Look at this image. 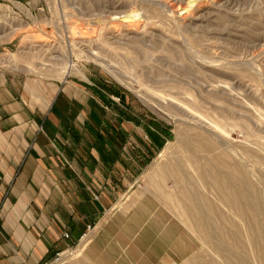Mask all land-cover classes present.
Listing matches in <instances>:
<instances>
[{
    "label": "rangeland",
    "instance_id": "1",
    "mask_svg": "<svg viewBox=\"0 0 264 264\" xmlns=\"http://www.w3.org/2000/svg\"><path fill=\"white\" fill-rule=\"evenodd\" d=\"M148 12L156 14L146 22ZM67 58L74 68L65 75ZM0 93L25 147L47 124L50 145L129 147L117 169L123 192L83 248L79 239L48 264H262L264 0H0ZM169 144L180 147L173 156L162 153ZM205 144L235 161L232 202L247 207V221L224 194H208L212 180L205 183L193 162ZM177 162L184 176L172 174ZM162 166L165 192L182 204L189 191L197 196L201 230L183 227L150 184ZM179 247L188 249L184 258Z\"/></svg>",
    "mask_w": 264,
    "mask_h": 264
},
{
    "label": "crops",
    "instance_id": "2",
    "mask_svg": "<svg viewBox=\"0 0 264 264\" xmlns=\"http://www.w3.org/2000/svg\"><path fill=\"white\" fill-rule=\"evenodd\" d=\"M26 87L37 92L30 81ZM5 96L0 93V264H48L74 246L87 226L94 225L92 233L123 192L117 169L123 167L121 151L129 147L50 145L49 124L34 147H25L19 142L24 130H15ZM25 136L29 141L33 132ZM64 142L74 143L67 136ZM126 166L134 168L129 161Z\"/></svg>",
    "mask_w": 264,
    "mask_h": 264
},
{
    "label": "bare ground",
    "instance_id": "3",
    "mask_svg": "<svg viewBox=\"0 0 264 264\" xmlns=\"http://www.w3.org/2000/svg\"><path fill=\"white\" fill-rule=\"evenodd\" d=\"M182 6V5H181ZM185 7V6H184ZM184 7H180V9H184ZM172 10H176L177 8L179 9V5H172L171 6ZM187 8V7H186ZM177 12V11H176ZM129 14V13H128ZM127 14V15H128ZM155 12H148V14L145 15L144 19L146 22H149L151 21L154 17H155ZM133 15V13H132ZM130 17V15H129ZM158 19V17H156ZM155 19V18H154ZM144 21V20H143ZM121 22H125L128 26H131L133 24H135L136 22L138 21H133L129 18H124L123 21ZM141 22V21H140ZM155 22V21H154ZM124 23V24H125ZM125 24V25H126ZM140 24V23H139ZM144 24V23H143ZM142 24V25H143ZM146 24V23H145ZM151 24V23H150ZM136 25V24H135ZM139 26V25H138ZM145 26V25H144ZM137 27V25H136ZM135 28V27H134ZM163 33V32H162ZM165 33V32H164ZM168 35V34H167ZM169 38L172 37L170 35H168ZM167 36V38H168ZM156 37H159L156 35ZM161 37V36H160ZM152 38V37H151ZM164 37H161V39H163ZM158 39V38H157ZM166 39V38H165ZM163 43H164V40H161ZM166 41V40H165ZM154 42H155V39H154ZM169 42V41H168ZM167 42V43H168ZM157 43V42H156ZM171 43V42H169ZM158 44V43H157ZM173 44V43H171ZM165 45V44H164ZM176 45V44H175ZM174 45V46H175ZM157 46V45H155ZM172 46V45H171ZM148 47V46H147ZM158 47V46H157ZM161 47V46H159ZM162 49V48H161ZM163 50V49H162ZM170 50V49H169ZM177 53V52H176ZM91 56H97L96 53H91ZM28 57V56H27ZM30 57V55H29ZM182 59V58H181ZM180 60V59H179ZM183 62V61H182ZM67 64V65H66ZM65 64V75H68L72 69L74 68V65L70 62L69 58H67V63ZM215 127L217 128H220V126L222 127V124H220V122H214ZM221 129V128H220ZM219 129V130H220ZM224 129V128H222ZM206 140V139H204ZM205 143V142H203ZM211 145V144H210ZM210 145H206L203 147V152H204V155H203V158H200L198 157L197 158V161L196 159L193 160V162H197V165L199 163V167H200V178H202V180L205 182V183H210V180L208 181L207 178H210L212 180V182L210 183L211 184V190H209L208 194L210 193L213 194L216 192V194H224V196L227 197L228 199V205H229V208L231 209H236L239 211V215H240V218L244 221H247L248 218H249V211L247 209V207L243 204H234L232 202V198H233V194H234V180H235V177H234V168H235V164L232 159V157H230V153H227L226 155H223V156H220V154L218 152H214V148L211 147ZM201 146V145H200ZM180 147H176V146H172V144H169L162 153H164L165 155H170V156H173L176 151L179 149ZM193 148V147H191ZM191 148L189 149L191 151ZM195 150V149H194ZM185 151V150H183ZM180 152V151H179ZM181 153H183L181 151ZM180 153V154H181ZM186 153V152H185ZM192 153V152H190ZM178 154V153H177ZM193 154V153H192ZM229 154V155H228ZM188 156V155H187ZM191 157V156H190ZM186 159V158H185ZM175 160V159H174ZM189 161H192L191 159H189ZM176 162V161H175ZM192 163V162H191ZM173 165V164H172ZM196 165V164H195ZM192 167V166H191ZM198 167V166H197ZM196 167V168H197ZM190 168V167H189ZM165 168L164 166L158 168V169H155L153 170V172H151L150 176H149V181L151 182L150 184H152V186H154L158 191H159V194L162 196V198L164 200H166L165 202L168 203V208L171 209V211H173L172 213H176L178 218H179V222L182 224V226L184 227H190L192 228V230H195L194 228H198V230L201 228H204L207 224H206V221L204 220V218L202 217V215L200 214V212H197V213H194V209L198 210L199 209V205H198V201H197V196L193 195L190 193L189 191V194L187 195H184V201L186 202L185 204H182V198L181 197H175L173 194H168L167 191L165 192V189H163L164 187H162L160 185V182L163 181L167 176V171L164 172ZM171 171H172V174L177 175L176 177H180V176H184V171L182 170L181 168V164L179 162H177L176 164H174V166L171 168ZM241 172V171H240ZM165 173V174H164ZM198 173V174H199ZM245 173V172H244ZM241 175V173H240ZM244 175V174H242ZM241 175V176H242ZM239 176V175H238ZM245 177H246V174H245ZM244 178V180L246 181V179ZM238 178V177H237ZM243 178H240L241 180ZM187 181H189L187 179ZM186 181V182H187ZM236 182H239L238 180ZM247 182V181H246ZM163 183V182H162ZM243 183V182H242ZM187 184V183H186ZM209 184V185H210ZM241 184V183H240ZM194 185V184H193ZM204 185V184H203ZM208 185V186H209ZM207 186V185H206ZM242 186V185H241ZM245 186H246V183H245ZM196 188V187H195ZM209 188V187H208ZM212 188H214V192L212 193ZM237 190V189H236ZM208 191V190H207ZM204 193V191H203ZM203 195V194H202ZM199 196V195H198ZM219 196V195H218ZM211 197V196H210ZM209 196H206V200H202L204 202V205L207 206V208L210 209V211L212 212V209H215V204L213 203V201L211 200ZM214 197V195H213ZM235 197V196H234ZM238 197V196H237ZM223 198V197H222ZM221 198V199H222ZM225 198V197H224ZM156 199V198H155ZM182 199V200H181ZM200 199V197H199ZM203 199V198H201ZM160 200V199H159ZM189 200V201H187ZM218 200V199H217ZM238 200V199H237ZM130 201V200H129ZM156 201V200H155ZM159 202V201H158ZM125 203V202H124ZM135 203V202H133ZM161 203V202H160ZM166 203V204H167ZM218 203V202H217ZM245 203V202H244ZM254 203V202H253ZM165 204V205H166ZM225 204V202H224ZM246 204V203H245ZM162 206V205H161ZM254 206V205H252ZM142 208V207H141ZM249 208V207H248ZM255 208V206H254ZM257 208V207H256ZM228 209V208H227ZM258 209V208H257ZM216 210V209H215ZM251 211V210H250ZM236 213V212H235ZM254 213V212H253ZM258 213V212H257ZM256 213V215H257ZM175 215V214H174ZM191 215L193 217H191ZM196 215V216H195ZM172 216V215H170ZM195 216V219L194 220H191V218H194ZM172 218V217H171ZM206 218V217H205ZM260 218V216H259ZM227 219V218H226ZM220 220V219H219ZM253 221V220H252ZM194 222V223H193ZM254 223V222H253ZM246 224V223H245ZM249 225V224H248ZM247 225V226H248ZM212 226V225H211ZM235 226V225H234ZM254 226V225H253ZM248 228V227H247ZM260 228V227H259ZM185 229V228H183ZM251 229V228H250ZM188 230V229H187ZM235 230V229H234ZM191 231V230H190ZM188 233V232H187ZM251 233L252 235L254 236H257L258 233L256 232V230L252 229L251 230ZM264 233V232H263ZM237 236V235H236ZM211 238V237H210ZM260 239V238H259ZM197 241V240H195ZM260 241V240H259ZM262 241V240H261ZM260 243H258V246L261 247V251H262V254H261V262L262 264H264V242L262 241ZM86 240L85 238L82 239V243H81V248H83L86 244L85 243ZM211 243V241H210ZM256 244V243H255ZM82 245H84L82 247ZM214 245V244H213ZM178 246V245H177ZM255 246V245H254ZM200 247V246H199ZM219 248V247H218ZM217 248V249H218ZM178 252L180 253L179 256L180 258H184L186 254H188L187 250L188 249H184V248H180L177 249ZM198 250V249H197ZM219 250V254L222 255L224 258L226 259H229L230 256L233 257L232 254H229V255H225L221 252L220 248L218 249ZM237 252V251H236ZM258 255V254H257ZM190 256V255H188ZM192 256V255H191ZM205 256V255H204ZM209 256V255H208ZM193 258V257H192ZM188 259V258H187ZM187 259H185L184 261L186 262ZM190 261H191V258H189ZM195 259V257H194ZM238 259V258H237ZM225 261V260H224ZM228 261V260H227ZM238 261V260H237ZM243 261V260H242ZM234 262V261H233ZM226 263V262H225ZM235 264H239L238 262H234ZM234 263H231V264H234ZM245 263V261H244ZM185 264V263H184ZM229 264V263H228ZM246 264V263H245Z\"/></svg>",
    "mask_w": 264,
    "mask_h": 264
},
{
    "label": "built area",
    "instance_id": "4",
    "mask_svg": "<svg viewBox=\"0 0 264 264\" xmlns=\"http://www.w3.org/2000/svg\"><path fill=\"white\" fill-rule=\"evenodd\" d=\"M94 229V227L92 226H87L86 231L84 234H82V236L80 237V240H82L83 238L90 236L91 235V231ZM69 235L68 234H64V239H68ZM60 260V254H57L56 257L54 258V262H57Z\"/></svg>",
    "mask_w": 264,
    "mask_h": 264
}]
</instances>
